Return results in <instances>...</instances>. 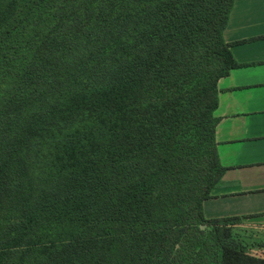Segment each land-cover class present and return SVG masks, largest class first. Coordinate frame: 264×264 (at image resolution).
<instances>
[{
  "label": "trees",
  "instance_id": "1",
  "mask_svg": "<svg viewBox=\"0 0 264 264\" xmlns=\"http://www.w3.org/2000/svg\"><path fill=\"white\" fill-rule=\"evenodd\" d=\"M233 2L0 0V264H264L203 213Z\"/></svg>",
  "mask_w": 264,
  "mask_h": 264
},
{
  "label": "crops",
  "instance_id": "2",
  "mask_svg": "<svg viewBox=\"0 0 264 264\" xmlns=\"http://www.w3.org/2000/svg\"><path fill=\"white\" fill-rule=\"evenodd\" d=\"M223 37L238 42L231 52L242 66L218 81L215 140L227 170L203 213L245 217L234 229L264 238V0H234Z\"/></svg>",
  "mask_w": 264,
  "mask_h": 264
},
{
  "label": "rangeland",
  "instance_id": "3",
  "mask_svg": "<svg viewBox=\"0 0 264 264\" xmlns=\"http://www.w3.org/2000/svg\"><path fill=\"white\" fill-rule=\"evenodd\" d=\"M240 232L242 230H239ZM244 234H246L248 236V239H246V241L248 243H251V242H258V241H262L264 240V238L262 236H260L258 233H256L255 231H252V230H244L242 231ZM241 233V234H243Z\"/></svg>",
  "mask_w": 264,
  "mask_h": 264
}]
</instances>
